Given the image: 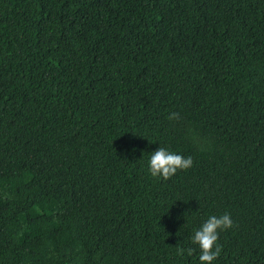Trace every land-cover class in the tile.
I'll use <instances>...</instances> for the list:
<instances>
[{
    "label": "trees",
    "instance_id": "trees-1",
    "mask_svg": "<svg viewBox=\"0 0 264 264\" xmlns=\"http://www.w3.org/2000/svg\"><path fill=\"white\" fill-rule=\"evenodd\" d=\"M225 212L264 264V0H0V264H200Z\"/></svg>",
    "mask_w": 264,
    "mask_h": 264
},
{
    "label": "clouds",
    "instance_id": "clouds-1",
    "mask_svg": "<svg viewBox=\"0 0 264 264\" xmlns=\"http://www.w3.org/2000/svg\"><path fill=\"white\" fill-rule=\"evenodd\" d=\"M191 156H183L167 147L158 146L151 151L147 158V171L151 177L165 179L172 177L178 170H185L192 166ZM233 226L230 214L225 212L220 216L209 215L190 234L189 240L192 245H196L200 254L198 260L200 264H211L219 255L221 246L219 245V233ZM178 255H192V247L177 248Z\"/></svg>",
    "mask_w": 264,
    "mask_h": 264
}]
</instances>
